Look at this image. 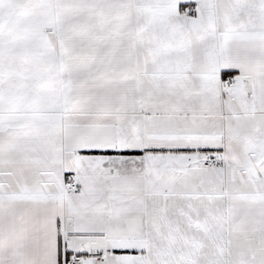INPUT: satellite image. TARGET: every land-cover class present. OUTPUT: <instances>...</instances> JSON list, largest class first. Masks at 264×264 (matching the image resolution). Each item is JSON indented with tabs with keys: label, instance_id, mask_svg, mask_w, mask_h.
<instances>
[{
	"label": "snow or ice",
	"instance_id": "1",
	"mask_svg": "<svg viewBox=\"0 0 264 264\" xmlns=\"http://www.w3.org/2000/svg\"><path fill=\"white\" fill-rule=\"evenodd\" d=\"M0 264H264V0H0Z\"/></svg>",
	"mask_w": 264,
	"mask_h": 264
}]
</instances>
